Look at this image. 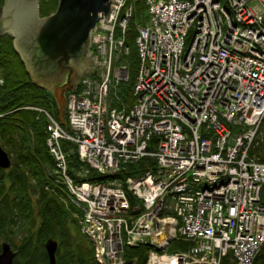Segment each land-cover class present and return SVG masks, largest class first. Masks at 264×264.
I'll list each match as a JSON object with an SVG mask.
<instances>
[{"label":"built area","instance_id":"2783aa9c","mask_svg":"<svg viewBox=\"0 0 264 264\" xmlns=\"http://www.w3.org/2000/svg\"><path fill=\"white\" fill-rule=\"evenodd\" d=\"M138 1L111 0L90 30L93 69L68 94L69 129L47 108L26 107L47 120L52 174L81 209L98 264H135L125 249L140 245L146 264H254L264 246V161L252 153L264 128V0H143L128 108L119 87L130 77L126 35ZM146 156L156 170L113 177ZM91 169L108 177L87 180ZM178 241L188 246L170 251Z\"/></svg>","mask_w":264,"mask_h":264},{"label":"trees","instance_id":"16d2710c","mask_svg":"<svg viewBox=\"0 0 264 264\" xmlns=\"http://www.w3.org/2000/svg\"><path fill=\"white\" fill-rule=\"evenodd\" d=\"M60 0H41L42 15H50L58 8ZM3 0H0V11ZM145 5L143 0L136 2L135 13L129 23L126 44L130 53L125 60L129 64L130 77L119 87V95L127 107L135 103L134 84L139 66L136 45L137 24L145 22ZM0 143L12 157L9 169L0 168V239L9 242L17 255L13 264L48 263L45 241L53 237L58 240L57 264H98L93 255L91 242L80 232L76 219L71 214L76 210L74 204L67 206L59 196L46 188L50 184L47 169L53 173L54 160L47 144L46 118L38 111L27 106H41L50 110L60 119L56 101L52 93L35 84L24 62L14 47L10 34H0ZM64 126L68 128L67 121ZM264 130V128H263ZM159 137L155 135L150 142V150H155ZM67 149L72 148L64 143ZM260 160L264 161V143L257 139L252 148ZM72 165L82 163L75 154H71ZM157 169V161L146 156L134 164L116 173L113 177L122 181L129 175L138 177L147 171ZM105 175L91 169L87 180L106 179ZM34 193V194H33ZM34 195L36 210L34 209ZM132 205L140 203L139 199L129 194ZM37 220L40 221L36 232ZM77 228L82 237L73 236L70 226ZM35 236L37 241L35 240ZM83 239V240H82ZM85 242L80 251L77 243ZM188 243L174 242L170 251L184 249ZM149 253L147 245L130 246L125 249V256L135 264H146ZM41 259V260H40ZM225 264H231L226 259ZM254 264H264V246Z\"/></svg>","mask_w":264,"mask_h":264},{"label":"water","instance_id":"95a60500","mask_svg":"<svg viewBox=\"0 0 264 264\" xmlns=\"http://www.w3.org/2000/svg\"><path fill=\"white\" fill-rule=\"evenodd\" d=\"M20 0H4L0 12V34H10L14 47L25 64L33 82L53 93L60 107L61 122H65L64 93L77 86L65 81L61 64L80 49H88L90 30L107 14L111 0H60L56 12L39 18L14 16ZM22 22L26 26L20 28ZM24 29V30H23ZM60 66V67H58ZM90 68L86 65L85 69ZM91 72L93 68H90ZM54 72H57L53 75ZM11 157L0 143V168L11 166ZM59 242L50 237L45 242L49 264H57ZM16 251L9 242L0 243V264H13Z\"/></svg>","mask_w":264,"mask_h":264},{"label":"flooded vegetation","instance_id":"af4514ba","mask_svg":"<svg viewBox=\"0 0 264 264\" xmlns=\"http://www.w3.org/2000/svg\"><path fill=\"white\" fill-rule=\"evenodd\" d=\"M4 3V2H3ZM19 15L23 16L27 19L31 18L33 15L34 19L37 16L39 18H43L49 15H42L41 12V0H20L19 5L17 6V10L14 13V16ZM25 25L22 22V25L20 28L25 29ZM23 29V30H24ZM88 63L87 59V51L86 49H80L79 51H76L73 55H71L66 63H62L60 69L66 72L65 81L58 83L57 85H68L69 83H74V85H78L81 77L84 73L85 67ZM57 72H54L53 75H55Z\"/></svg>","mask_w":264,"mask_h":264},{"label":"bare ground","instance_id":"6f19581e","mask_svg":"<svg viewBox=\"0 0 264 264\" xmlns=\"http://www.w3.org/2000/svg\"><path fill=\"white\" fill-rule=\"evenodd\" d=\"M1 12V11H0ZM56 12V11H55ZM54 13V12H53ZM53 13H51V14H53ZM135 13V12H134ZM50 14V15H51ZM143 16H145V22L147 21V18H148V15H147V12H144L143 14H142ZM99 21V20H98ZM98 21H97V23H98ZM96 23V24H97ZM89 45V44H88ZM87 52H88V49H87ZM130 52V51H129ZM88 64V63H87ZM84 72H85V70H84ZM84 74V73H83ZM83 76V75H82ZM0 77H2V76H0ZM82 78V77H81ZM80 83V82H79ZM1 85V84H0ZM79 85V84H78ZM77 85V86H78ZM76 86V87H77ZM75 87V88H76ZM71 90H67L66 92V106H67V98H68V94H69V92H70ZM52 93V92H51ZM52 95H53V93H52ZM53 98H54V96H53ZM41 107V106H40ZM45 108V107H44ZM57 108H58V111L60 110L59 108V106L57 105ZM67 114V113H66ZM60 122H61V120L60 119H58ZM66 121H67V126H68V129H69V124H68V119H67V115H66V119H65ZM62 123V125H64V123L65 122H61ZM67 128V127H66ZM46 140H47V138H46ZM47 144V143H46ZM48 148V147H47ZM49 151V150H48ZM10 155V154H9ZM11 157V156H10ZM52 157V156H51ZM53 158V157H52ZM12 160V159H11ZM11 165H12V162H11ZM55 166V165H54ZM11 167V166H10ZM9 167V168H10ZM9 168H7V169H9ZM54 170V169H53ZM80 170V168L78 167V166H75V165H72V162H70V171H69V174H70V176H71V178L73 179V180H75V181H80V177L78 176V174H77V172ZM48 178H49V180H50V184H48L47 186H46V188L47 189H49L50 191H53V192H55L58 196H59V198L62 200V201H64V200H69L70 199V194H69V191H68V189H67V187L62 183V182H60L56 177H55V175H53V174H51V176H48ZM65 202V201H64ZM66 203V202H65ZM70 203H72V202H68V203H66V205L67 206H70L69 204ZM72 204H74V203H72ZM75 205V207L77 208V210H79L78 212H74V210H73V213L74 214H77V217L79 216V214L81 213V209L76 205V204H74ZM78 220H79V218H78ZM78 225H79V221H78ZM79 230H80V228H79ZM81 232V231H80ZM85 236V235H84ZM86 237V236H85ZM57 240V239H56ZM89 240V239H88ZM90 241V240H89ZM5 242V241H4ZM92 244V243H91ZM93 247V246H92ZM94 255V254H93ZM230 261V260H229ZM231 262V261H230ZM231 264H232V262H231Z\"/></svg>","mask_w":264,"mask_h":264},{"label":"rangeland","instance_id":"374dc122","mask_svg":"<svg viewBox=\"0 0 264 264\" xmlns=\"http://www.w3.org/2000/svg\"><path fill=\"white\" fill-rule=\"evenodd\" d=\"M3 2H4V0H3ZM126 61V60H125ZM66 93L67 92H65L64 93V96L66 95ZM65 98H66V96H65ZM54 100H55V98H54ZM56 101V100H55ZM56 104H57V102H56ZM58 105V104H57ZM60 109V108H59ZM59 115H60V110H59ZM60 118H61V115H60ZM66 119V112H65V114H64V120ZM65 123H66V120H65ZM264 139V130L262 131V133L260 134V140L262 141ZM11 159H12V157H11ZM51 172H52V170L51 169H47V173H48V176H51ZM34 194V193H33ZM37 199V197H36V195H34V209L36 210V205H35V200ZM79 210H74V212H78ZM71 216L74 218V219H76L77 220V222H78V217H77V214H71ZM39 224H40V221L39 220H37V222H36V225H35V227L34 228H32L35 232H36V230L38 229V227H39ZM70 230H71V235H72V237L73 236H78V237H82V238H84L82 235H80L81 233H79V231L77 230V228L75 227V226H73V225H71L70 226ZM87 238V237H86ZM85 239V238H84ZM88 239V238H87ZM35 240L37 241V238H36V236H35ZM83 240V239H82ZM2 242H4V240L3 239H0V243H2ZM46 242V241H45ZM77 246H79V250L81 251L84 247H85V242L84 241H79L78 243H77ZM45 247V246H44ZM41 260V259H40ZM40 264H44V263H40ZM47 264H49V261H48V263Z\"/></svg>","mask_w":264,"mask_h":264}]
</instances>
